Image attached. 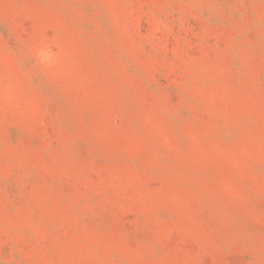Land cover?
<instances>
[{
	"label": "rangeland",
	"instance_id": "obj_1",
	"mask_svg": "<svg viewBox=\"0 0 264 264\" xmlns=\"http://www.w3.org/2000/svg\"><path fill=\"white\" fill-rule=\"evenodd\" d=\"M0 264H264V0H0Z\"/></svg>",
	"mask_w": 264,
	"mask_h": 264
}]
</instances>
